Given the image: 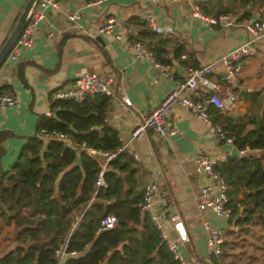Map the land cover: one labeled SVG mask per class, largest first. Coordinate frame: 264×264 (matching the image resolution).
I'll use <instances>...</instances> for the list:
<instances>
[{
    "label": "crops",
    "instance_id": "crops-1",
    "mask_svg": "<svg viewBox=\"0 0 264 264\" xmlns=\"http://www.w3.org/2000/svg\"><path fill=\"white\" fill-rule=\"evenodd\" d=\"M197 1L216 2L235 18H241L246 11L251 14L255 10H264V0H250L245 4L241 0ZM25 2L0 0V46ZM73 12L78 14V18L71 22L66 15ZM145 14L153 16L160 27V34L168 38L164 49L172 53L181 48L185 56H165L169 60L165 66L171 78L163 76L161 69L150 61L135 60L126 46L131 38H137L140 30L131 20H143ZM109 16L123 22L132 33L123 34L117 40L114 33L120 30L115 26L114 33L97 35L100 40L96 36L87 37L89 30L96 29ZM246 37L239 26H207L190 15L183 1L58 0L57 8L44 10L32 44L20 50L16 62H3L0 66V87L7 86V91L15 98L14 104L0 109V171L9 168L26 138L34 134L36 118L44 115L50 107V94L55 88L68 85L82 72L112 76L118 83V89L130 100V106L125 107L114 96L107 97L105 123L116 131L120 145L136 154L133 159L140 175L139 191L142 180L149 174L154 175L159 190L156 203L144 215L158 211L162 205L177 211L191 245L192 252L187 260L197 264L192 255L196 254L195 246L205 252L202 221L208 220L212 226L223 228L226 220L214 219L207 210L201 211L196 207L200 187L211 180L195 172V158L206 155L223 161L229 148L216 141L210 125L182 106H173L166 115L167 125L176 130L174 136L160 137L148 131L143 138L134 140L130 131L138 118L147 114L175 86L174 80L184 76L185 64H211L209 78L219 82L223 65L215 61L243 43ZM18 67L22 78L17 76ZM202 91V88H197L193 93ZM233 91L235 106L228 114L236 118L245 113L249 104L243 100V94L264 92V39L256 44L255 55L244 61L243 71L233 83ZM65 141L73 146L71 141ZM163 227L172 236L166 222H163ZM12 231V224L6 225L0 219V253L13 246Z\"/></svg>",
    "mask_w": 264,
    "mask_h": 264
},
{
    "label": "trees",
    "instance_id": "trees-1",
    "mask_svg": "<svg viewBox=\"0 0 264 264\" xmlns=\"http://www.w3.org/2000/svg\"><path fill=\"white\" fill-rule=\"evenodd\" d=\"M241 1L245 4L250 0ZM198 4L208 15L228 13L216 2ZM133 21L140 30L137 38L131 39L144 42L157 62L165 65L169 62L166 55H182L181 48L168 53L164 49L168 38L150 31L143 20ZM17 76L22 78L20 67ZM7 89L0 87V91ZM243 95L249 104L242 116L217 114L213 108L210 114L232 131L235 147L260 150L257 155L226 157L217 166L227 185L231 207L226 223L256 232L264 230V101L259 92ZM106 103L107 97L101 95L80 103H51L59 110L51 116H37L34 134L26 138L9 168L0 171V219L6 225L12 224L14 236L13 246L0 253V264L53 262V249L65 239L67 251L76 253L61 264H99L110 252L108 264H179L158 238L148 215L136 206L140 175L131 156L117 152L105 165L104 186L94 185L97 160L80 144L101 151H114L120 146L116 131L104 120ZM41 129L56 130L67 138L43 142L37 136ZM108 213L116 216V226L98 230L99 219ZM76 216L78 220L71 230ZM192 255L197 264L234 263L231 258L223 261V248L221 256L208 263ZM186 264L195 263L186 260Z\"/></svg>",
    "mask_w": 264,
    "mask_h": 264
},
{
    "label": "built area",
    "instance_id": "built-area-1",
    "mask_svg": "<svg viewBox=\"0 0 264 264\" xmlns=\"http://www.w3.org/2000/svg\"><path fill=\"white\" fill-rule=\"evenodd\" d=\"M58 0H36L29 9L26 21L12 47L5 56L4 62H16L19 52L22 48L29 47L33 42V34L38 23L44 17V10L47 8H57ZM156 3L161 0H148ZM183 1L187 4L190 15L193 18L201 20L207 26L219 25L222 27H241L247 34L243 43L235 46L216 61L223 65V74L219 82L211 81V64L208 65H185L184 76L181 79L174 80L175 86L169 90L163 98L149 112L140 116L130 131V137L139 140L146 136L148 131L153 132L160 137H170L176 134V130L166 123V115L173 106L185 107L192 115L201 119L211 126L215 139L219 144L226 145L229 149L226 151V157L249 156L259 154V149H250L247 146L241 148L235 147L233 143L232 131L228 129L221 121L212 118L210 108H213L217 114L229 113L235 106V94L233 83L238 79L244 68V61L251 58L256 53V44L264 39V10H255L253 13L235 18L230 13H219L217 15L205 14L197 0H172ZM67 19L74 22L78 18L76 12L66 15ZM143 21L150 31L160 32L155 19L150 14L143 16ZM120 32L114 33V27ZM114 33V38L120 40L123 34H131L132 30L123 22L116 20L112 16L105 19L103 24L94 30H89L86 35L94 38L97 35ZM127 48L133 53L135 60H148L155 67L161 69L163 76L171 78L166 66L157 62L152 52L147 48L144 42L139 40H130L126 44ZM184 58V55L180 56ZM197 88L203 91L199 94L193 93ZM190 92V93H187ZM97 95L105 97H116L125 106H130V100L118 89V83L112 76L100 75L94 72L79 73L71 83L55 88L50 94V104L59 100H71L77 103L85 99L93 98ZM15 98L7 90L0 91V109L12 105ZM59 106L50 105L45 112V116H51ZM37 136L43 139V142L49 139H65L66 134L56 130L41 129ZM80 148L86 154L97 160V171L95 174L94 185L104 186L102 173L107 161L115 156L117 152H125L132 158L136 157L133 150L120 145L114 151L95 150L86 147L84 143ZM97 156V157H96ZM220 161L214 157L199 155L195 158V172L207 176L211 181L209 184L202 185L196 197V207L201 210H207L214 219L226 220L231 207L227 196V185L217 168ZM158 186L155 177L152 174L147 175L140 186V197L136 202L137 208L146 213L156 203L158 198ZM148 219L158 232V238L164 244L171 258L179 264H186L182 257L180 249L189 243L188 234L184 226L181 215L177 211H172L168 206H159L158 211L148 213ZM78 217H74L71 223V230L74 228ZM163 222H166L172 231V236L164 230ZM117 224L116 216L108 213L99 219L98 230L111 229ZM201 227L204 234L205 252L203 260L210 262L211 258L218 259L222 254V245L224 242V229L212 226L208 220H203ZM67 239L57 244L51 254L53 262L45 264H61L68 256L75 255L74 251H67Z\"/></svg>",
    "mask_w": 264,
    "mask_h": 264
},
{
    "label": "rangeland",
    "instance_id": "rangeland-1",
    "mask_svg": "<svg viewBox=\"0 0 264 264\" xmlns=\"http://www.w3.org/2000/svg\"><path fill=\"white\" fill-rule=\"evenodd\" d=\"M223 222L224 243L222 248L225 250L223 261H229L231 258L233 264H261L264 260V230L253 232L250 229L234 228L232 224ZM190 247L188 243L180 249L184 260H187L192 252ZM195 252L203 258L204 249L195 246Z\"/></svg>",
    "mask_w": 264,
    "mask_h": 264
},
{
    "label": "water",
    "instance_id": "water-1",
    "mask_svg": "<svg viewBox=\"0 0 264 264\" xmlns=\"http://www.w3.org/2000/svg\"><path fill=\"white\" fill-rule=\"evenodd\" d=\"M35 1L36 0H26L25 4L22 7L20 14L18 15V18H17L14 26L11 28L6 39L4 40L2 45L0 46V66L3 64L5 56L7 55L9 49L12 47V45L16 41V39H17V37H18V35H19V33H20V31H21V29H22V27L26 21L27 13ZM98 36H96L95 38L97 40H100V38ZM169 51H172V49L169 48ZM260 95H261L262 100H264V92L261 93ZM79 187H80V184L78 185V189H79ZM111 253L112 252L108 253V255L99 264H108V259L111 255Z\"/></svg>",
    "mask_w": 264,
    "mask_h": 264
}]
</instances>
